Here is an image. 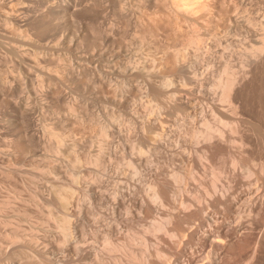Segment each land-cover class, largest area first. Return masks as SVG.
<instances>
[{
    "label": "rangeland",
    "instance_id": "374dc122",
    "mask_svg": "<svg viewBox=\"0 0 264 264\" xmlns=\"http://www.w3.org/2000/svg\"><path fill=\"white\" fill-rule=\"evenodd\" d=\"M151 1L0 0V264H41L42 250L51 259L60 255L54 245H66L63 240L68 233L65 227L68 222L64 220L79 219L69 215L71 207L87 206L94 211L90 219L78 221V228L90 237L82 244L95 243L104 248L107 244L102 246V240L105 239H98L103 229L99 220L110 221L112 214L105 202L93 201L86 185H97L105 179L110 193L115 186L129 180L133 189L143 187L149 191L148 176L128 164L139 148L154 163L159 161L165 172L170 170L166 174L177 185L174 193L177 199L184 194L197 196L205 188L202 178L214 177L209 161L201 159L205 170L193 168L196 176L191 180L198 189L189 191V184L185 186L175 175L186 165L189 168L193 165L185 157L187 147L172 146L169 153L168 150L153 151L151 143L141 146L134 135L142 130L146 119L161 117V130L168 138L169 134L198 127L202 131L199 138L204 139L222 124L220 120H234L233 109L216 94V88L223 91L224 87H205L213 92V98L194 90L193 82L182 80L178 63L173 64L169 51L179 50L192 76L204 79L208 75L216 81L222 77L228 55L234 53L233 68L238 75H243L246 48L260 44L262 36L248 38L249 29L244 26L248 23L240 22L238 28L236 20L249 13L254 21L264 22V0H249L247 4L227 0V4L235 5L228 15L230 19L223 17L226 3L206 0L208 12L199 10L194 21L182 16L172 18L153 8ZM157 2L164 4L167 0ZM199 46L208 48L206 56L201 55ZM262 66L252 70L240 87L235 103L239 105V116L256 124H264ZM169 101L174 107L166 109ZM179 101L189 102V108L177 104ZM211 112H214L213 118L209 116ZM244 122L243 133L250 141L244 149L259 157L254 132L257 126ZM208 124L213 125V130ZM233 127L222 126V129L232 131ZM214 134L220 135V132ZM198 144L196 139L193 156L198 155L195 149ZM231 148L237 149V144L231 143ZM102 154L105 158H101ZM122 156L128 162H120ZM228 180V174L223 173L219 179L220 191ZM260 180L250 179L253 194L262 191L264 185ZM242 186L234 194H245L250 187ZM218 211L214 214L223 217V211L220 210L221 214ZM246 215L235 214L227 220L244 227L249 224ZM165 220L158 215L138 222L134 229H125L126 236L144 247L145 232L155 234L150 227ZM259 225L254 223L257 228ZM75 230L73 227L69 230L68 239L77 242ZM212 252L210 247L197 251L200 254L197 263L215 264L216 253ZM65 253L74 258L70 264H94ZM246 261L247 249H244L224 264H245ZM130 262L140 264L135 258ZM256 264H264V253Z\"/></svg>",
    "mask_w": 264,
    "mask_h": 264
},
{
    "label": "bare ground",
    "instance_id": "6f19581e",
    "mask_svg": "<svg viewBox=\"0 0 264 264\" xmlns=\"http://www.w3.org/2000/svg\"><path fill=\"white\" fill-rule=\"evenodd\" d=\"M157 1L158 0H152L150 5L153 8H157L158 11L163 13L166 12L172 18L176 19L182 16L184 19L186 18L187 21H194L196 13H198L199 10L201 12L202 10L207 11L206 9L209 6V1L206 0H167L164 4H159ZM222 1L224 4H227V0ZM248 1L249 0H241L242 4H247ZM228 4L223 12L224 18L229 17L228 15L231 14L235 6L230 5V3ZM240 22L241 24L248 23L244 25L249 29L248 38H253L256 35L262 36L258 41L260 44L246 48V53L243 57V75H238L234 70L232 59L235 54L230 53L226 62L223 63V73L219 80H211L208 78V75L204 77V79H198L191 75L189 65L187 61L179 55V50H171L172 48L167 46V48H171L169 52H171L173 64L178 63L177 66L181 70L182 80L185 83L193 82L194 90L205 92L207 96L213 98L215 97L213 92L209 91V89L206 90L205 87H224L223 91H219L218 88H216V94L222 96L220 100L225 104H229L233 109L234 112H232L231 117L234 120L229 122L220 120L222 124H218V128L214 130V132L219 131L220 135L210 132L206 138L200 139L199 134L202 131L197 129L198 127H189L185 129L183 133L169 134L168 138V134L161 130V117L160 119H146L143 122L142 130L136 132L134 135V140L141 146H147L151 143L150 147L153 151L165 153L166 150H168L169 153V149L172 146L182 145L187 147L188 153L185 157L187 160H191L193 165L191 168L186 165L183 170L176 172L175 175L185 186L189 184L188 188L186 187L189 191H196L198 189V186L191 182L196 176L193 168L196 167L205 170L201 159H207L209 161V168L214 173V177L202 178L201 182L205 186L204 190L197 196L184 194L183 197L181 196V199H177L174 196V193L177 191V185L174 180L170 179L166 174V172L170 170L165 172V167L160 165L159 161L158 164L154 163L149 156L141 154L142 148H139L140 151L134 152L129 162L124 156H122L120 162H128L131 166L136 167L138 172L145 173V175L148 176L149 191L145 190L143 187L133 189L131 187L133 183L129 180L126 184L115 186L110 193L107 192L108 184L104 181L105 179L100 180L97 185H86L91 198L96 204L102 201L109 205L112 219L110 221H105L104 219L99 220V225L103 227V229L98 235L99 240L105 239L102 240V246H104V243L107 245L101 248L95 243L87 245L82 244L84 239L90 237L85 230H80L78 228V221L80 219H90V215H92L91 213L94 211H91V208L87 206L81 208L71 207L69 215H75L79 219L78 221H74L67 217V220H64V222H68V224H65L68 233L63 240V242H66V245L63 247L54 245V250L61 254H57L56 256L53 255L55 257L51 259L52 256L50 255V257L48 255L50 258L47 257L46 254L48 253L46 250H42V252L39 253V256H41L39 263L51 264L58 262L57 264H59L61 261L60 264H70L73 262L74 258L65 253L69 252L76 255V257L78 256L81 259L91 261L94 264H132V262H130L131 258L139 260L140 264H198L197 262L200 259V254L196 252L204 250L206 247H210L216 253L215 264H224L230 261L231 258L242 253L244 249H247V261L245 264H256L259 261V257L264 253V186L262 191L258 190L260 191L259 193L253 194L254 189L251 186L250 179H261L260 181H262L264 185V124H256L248 118L245 120L246 118L239 116V105H235V103L240 87L249 76H251L250 73L254 72L252 70H256L261 64H264V22L254 21V18L249 13L237 17L236 27H240ZM199 49L202 50L201 55L204 56L209 52L208 48L204 49V47L199 46ZM168 59L170 60L169 57ZM170 63H172V61ZM263 67L264 66H262V68ZM263 89L264 88H262V90ZM220 92H222V94H220ZM188 103L187 101L177 102V104H182V107L184 106L186 108L190 106ZM192 105L194 106V104ZM173 107L174 105L171 101L166 103V109H171ZM206 116L207 115H205V117ZM209 116L213 118L215 116L214 112H211ZM162 118H164L163 115ZM243 119L246 122L242 121ZM247 121H249L248 123L250 125L253 123V126L254 124L257 126L255 131V126L254 128L252 127V131L255 132V141L260 149L259 157L249 154V152L244 149V146L250 142L248 141V137L243 133V122L245 124ZM170 122L167 124H170ZM229 125L234 126L232 131L222 129V126ZM208 126L213 130L214 127L212 124H208ZM103 133L106 134L107 130ZM234 133H237V135H234ZM189 135L191 137H189ZM196 139L199 143L198 147L195 148L198 155L193 156L192 149L194 148V141ZM231 143L237 144V149L233 150V147L231 148ZM104 154H102L101 158H105ZM223 173L228 174L229 180L226 187H223L222 191H220L218 189L220 185L219 179L222 177ZM244 174L249 177L246 178ZM258 184L260 183L258 182ZM240 185H249L250 187L245 194H234L235 189ZM151 199H154L156 202H153ZM63 203L62 201V204ZM92 209L94 210V208ZM213 210H219L218 212H220V214L222 213L220 210H222L224 216L220 217V215L218 217L214 214ZM235 214L242 216L247 214L246 217H248L249 224H244L245 228L232 225L227 219H231L230 217ZM158 215L165 217L166 220L150 227L151 230L155 231V234L145 232L143 235L144 247H139L134 240H130L126 236L125 229H134L138 222L155 218ZM64 218H66V216H64ZM194 223L195 225H193ZM254 223H259V227H255ZM70 224L77 230L78 238L75 237L79 239L77 242L74 241L75 239H68L70 235L69 230L72 229V227L70 228ZM79 225H81V223ZM110 250L116 252L109 253ZM119 250H122V252H118ZM62 252H64V254ZM214 252L212 253L214 254ZM208 255L211 256L209 253ZM208 255L206 260L210 259ZM213 262L214 261H212V263Z\"/></svg>",
    "mask_w": 264,
    "mask_h": 264
}]
</instances>
